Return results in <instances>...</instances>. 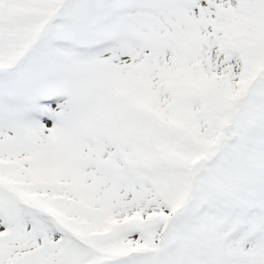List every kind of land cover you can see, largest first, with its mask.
<instances>
[{
	"label": "snow or ice",
	"instance_id": "6c2138e0",
	"mask_svg": "<svg viewBox=\"0 0 264 264\" xmlns=\"http://www.w3.org/2000/svg\"><path fill=\"white\" fill-rule=\"evenodd\" d=\"M0 264H264V0H0Z\"/></svg>",
	"mask_w": 264,
	"mask_h": 264
}]
</instances>
